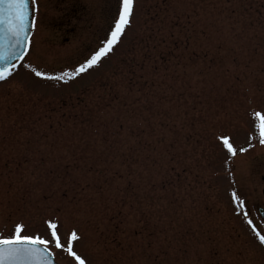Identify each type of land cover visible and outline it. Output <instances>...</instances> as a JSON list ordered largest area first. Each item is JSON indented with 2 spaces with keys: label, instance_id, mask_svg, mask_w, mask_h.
Instances as JSON below:
<instances>
[{
  "label": "rangeland",
  "instance_id": "1",
  "mask_svg": "<svg viewBox=\"0 0 264 264\" xmlns=\"http://www.w3.org/2000/svg\"><path fill=\"white\" fill-rule=\"evenodd\" d=\"M118 6L37 0L23 63L71 71L102 46ZM253 111L264 112V0H135L96 66L49 80L18 65L0 82V236L21 223L47 239L51 219L62 241L78 231L89 264H264Z\"/></svg>",
  "mask_w": 264,
  "mask_h": 264
},
{
  "label": "snow or ice",
  "instance_id": "2",
  "mask_svg": "<svg viewBox=\"0 0 264 264\" xmlns=\"http://www.w3.org/2000/svg\"><path fill=\"white\" fill-rule=\"evenodd\" d=\"M33 11L37 10V0H31ZM135 10V0H119L117 15L114 17L111 30L102 46L91 53L85 61L73 68L71 71L65 70L60 75H50L47 72L38 70L29 63H23L24 56L30 51V27L35 26V15L32 23L28 19V0H0V25H3L5 43L0 45V82H6L11 74L17 70L19 65L28 69L32 75L41 79L63 80L66 77H75L84 73L89 68L96 66L102 57L113 51L114 46L120 43L126 29L131 26L132 17ZM254 129L259 134V143L264 145V112L253 111ZM251 138V137H250ZM222 149L229 159L236 154V149L230 138L226 135L217 137ZM240 152L245 149H239ZM232 201L236 204V210L242 211L245 201L240 199L236 192L232 193ZM45 235L47 239L40 235L25 234L24 225L16 223L14 231L7 236H0V262L2 264H51L52 252L49 245H54V249H59L67 253L71 258L70 264H89L83 253L75 250V243L81 239L76 229L69 232L62 241L59 234L57 221L46 220ZM249 225L252 221H248ZM254 239L259 246L264 247V235L256 228H252Z\"/></svg>",
  "mask_w": 264,
  "mask_h": 264
},
{
  "label": "water",
  "instance_id": "3",
  "mask_svg": "<svg viewBox=\"0 0 264 264\" xmlns=\"http://www.w3.org/2000/svg\"><path fill=\"white\" fill-rule=\"evenodd\" d=\"M28 19H29V23H30V9H29V2H28ZM3 25H0V45H2L3 43H5L4 40V33L2 31ZM263 195H264V191H263ZM51 264H56L53 261V257L51 256ZM0 264H2V262H0ZM20 264H26V262H20Z\"/></svg>",
  "mask_w": 264,
  "mask_h": 264
}]
</instances>
